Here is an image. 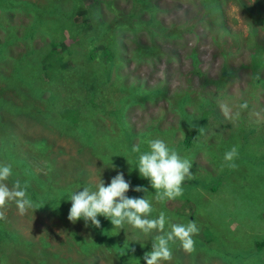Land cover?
I'll return each instance as SVG.
<instances>
[{
    "label": "rangeland",
    "instance_id": "rangeland-1",
    "mask_svg": "<svg viewBox=\"0 0 264 264\" xmlns=\"http://www.w3.org/2000/svg\"><path fill=\"white\" fill-rule=\"evenodd\" d=\"M19 1L44 5L47 0H4L0 7L4 10L0 11V47L7 43L12 30L18 39L21 38L6 45L5 49L0 48V55L5 57L3 61L0 56V155L7 151L11 154L10 157L2 156L0 164H11L13 170V176L7 183L11 186L17 178L21 183L24 182L23 179L39 178L40 184L30 179V190L44 195L48 192L45 176L49 163L46 160L53 158L55 165L47 177H73L75 171L83 166L89 172L86 178L88 186L94 187L100 172L101 179L108 185L116 173H122L114 164L120 165L123 162L122 156L113 155L117 148L109 149L106 154L102 150L108 146L105 145L107 142L112 141V136H97L95 139L94 129L90 128L94 156L84 146L87 152L79 156L80 163L77 160L74 162L67 160L70 155H75L79 147L77 141L70 136L73 132L61 134L56 127L58 123H55L59 113H62L59 110L64 108L56 104L57 95H65L69 83L64 84L62 78L67 77L73 82L75 74L86 72L89 62H83L82 57L87 56L86 52L100 42L94 37L100 20L88 14L83 18L74 16L75 23L70 22L69 25L65 22V27L58 30L59 25L52 22L56 20L53 15V19L46 18V21L41 17V12H38L36 19L41 23L35 24L34 30L39 33H35L30 40H22L31 17L23 12L22 5H17L16 2ZM135 2L136 0H96L92 7L101 14L102 19L106 18L109 33L115 30L111 17L115 15L124 23L126 19L133 17L130 23H136V28L139 29L135 37H131L129 33L126 36L121 34L122 30L113 33V36L118 37L117 40H124L128 49L127 60L134 42L148 47L155 46L160 52L136 63L122 62L121 74L126 85L139 83L147 90L159 87L164 92L155 101L145 100L131 105L128 112L123 113L126 116L123 123L130 127L122 131L131 130L135 134L145 131L149 133V138L155 135L158 136L156 139L165 142L171 139L170 136H174L175 140H182L181 133L168 129V136H165L166 133L162 135L158 131L168 127L183 128L181 112L193 114L194 109H199V106L194 100L178 111L172 95L179 90H192L197 99L207 98L215 104L214 119L207 121L211 124H203V130L205 127L207 129L187 151L191 153V149H195L192 158V165L196 166L194 174L200 176L206 186L212 185L210 187L213 188L211 191L198 188L193 192V196L197 194L194 220L199 226L208 228V232L220 233L225 242L213 243L211 248L215 250L216 245H222L221 250L225 253V258L228 257V262L222 263L224 259L214 258L220 256L216 254V250V253L194 251V255L210 256L212 260L208 263L203 262L202 258L193 261L186 257L188 252L180 248L182 264H235L229 260L233 255H241V264H264V244L261 245L264 242V140L261 142L254 135H249L244 143L245 157L237 156L233 161L236 167H229L224 161L225 153L233 146H238V155L241 153L240 144L243 141L236 134L237 127L242 129L241 121L252 124L258 134L264 133V64L259 75L262 82L253 91L249 84L251 71L246 65L254 51L253 46L260 45L256 47L264 48V0H142L138 5ZM65 5L66 1H62L61 6ZM87 6L84 3L79 8ZM135 14L138 15L137 19ZM82 19L86 21H81ZM153 20H157L161 27L172 30L177 28L179 38L173 40L166 37L167 31L161 30L159 25L143 27L147 23H153ZM91 25L93 29L89 30ZM41 33H51L49 36L53 39L42 36ZM51 43H54L59 56L63 57L62 63L66 60L73 63L71 68L62 65L61 70L56 68L45 76L43 66L49 62L46 52L49 45L52 46ZM62 43L64 48H61ZM95 53L96 58H99L101 52ZM91 54L93 55V50ZM262 55L264 60V52ZM223 65L234 70V74L225 82L223 96L219 98L214 95L212 81ZM11 71L18 76L17 79L10 76ZM60 83L63 85L60 86ZM49 93L53 94L54 102L49 100ZM118 93L116 90L114 95ZM114 95L108 97L116 100ZM241 100L247 102V109H239ZM80 102L79 99H64V104L71 108L79 107ZM224 103L231 106L234 112L240 111L239 119L225 118L220 108ZM46 117L53 121L47 123ZM194 118L192 116L191 120ZM105 120L107 123L114 121L113 117ZM82 128H86L84 123ZM118 130L121 127L117 132ZM87 159H90L89 164L85 162ZM100 161L107 162V166H100ZM212 170L214 174L211 173L212 177L209 178L208 171ZM218 171L225 178H216ZM66 184L64 181L61 188L55 187L58 188L57 193L67 189ZM192 185V181H185L183 190H192ZM36 203L39 204L37 198ZM34 205L39 208L35 203ZM155 207H160L156 200ZM161 211L163 210L160 209ZM6 216V220L0 221V264H116L113 255L99 249L103 246L102 243L97 248L85 249L94 242V231L101 229L102 224L106 225L107 219L103 216L97 217L100 228L93 227L90 222L86 226L83 220L72 223L68 220V215H63L62 219L61 214L53 218L41 209L34 212L29 210L27 214L20 215L14 204L8 206ZM170 222L173 223L172 219ZM145 239L147 237L144 235L133 237L132 234H127L129 242ZM128 260V264H132L133 258H128L127 262ZM141 264H145V261Z\"/></svg>",
    "mask_w": 264,
    "mask_h": 264
},
{
    "label": "trees",
    "instance_id": "trees-1",
    "mask_svg": "<svg viewBox=\"0 0 264 264\" xmlns=\"http://www.w3.org/2000/svg\"><path fill=\"white\" fill-rule=\"evenodd\" d=\"M3 1L4 0H0V7H2ZM62 1H66V5L64 7L61 6ZM141 1L142 0H136L135 3L138 5V3H141ZM16 3L18 6L22 5L23 12H25L26 14H30L31 17V21L29 22L28 26L29 28H27V33L22 36V40L27 38L30 40L31 37L34 38L35 33H39L34 30L35 24L41 23L40 20L36 19L38 12H41V17L46 21H48V19H53V15L57 21L53 20L52 22L59 25L58 30L65 27V22H68L69 25L70 22L72 24L75 23V21L73 20L74 16H81V18H83L85 14H88L94 16L97 20H100L99 25L97 26V31L94 33L95 39L97 41L100 40V42L95 44L93 48L86 52L87 56L82 57L83 62H89V66L86 72H78L77 74H75V81L73 82L69 78L63 77L62 82L64 84L68 83L69 81L68 88L66 90L67 93L65 95H57L56 104H60L64 108H61L59 110V112H61L62 110V113H59V117H57L55 121V123H58L56 127L58 128L61 134H70L73 132L70 136L71 138H73L74 141H77L79 146L78 150L76 149L75 155H70L68 157L69 159L67 160H72L74 162L75 160H77L80 163L79 156L82 153L87 152V150L91 156H94V147L90 138V128L94 129L93 134L95 135V139L97 136H112V141L110 143L107 142V144L105 145L108 146L106 148H102V150L106 154L109 149L117 148V150L114 151L113 155H118L119 157L122 156V164L114 165L122 170L125 180L130 182L131 188L126 195L130 198H143L146 196L151 201L153 206V212L151 214V217L149 218H156L161 209L163 210V212H165L169 220L172 219L173 223L186 224L189 221H195L197 223V221L194 220L193 217V215L196 213L195 210L197 206L194 202L197 199V194L193 196V192L195 191V189L199 190L198 188H206L211 191L213 190V188L210 187L212 185L206 186L207 184L203 182V180H200V176L194 174L196 166L192 165L191 172L195 176L192 180H190L193 182L192 190H183V195L181 197L166 204L160 203V207L156 208L154 199L155 190L151 187L150 182L148 180L140 177L138 169L136 168L139 153H133L132 147L133 145L139 144L141 152L148 151V144L146 145L145 142L153 138L156 139V137L158 136L153 135L152 138H149V133H146L145 131L139 134H135L131 132V130L122 131V129H128L130 127H128V124L123 123L126 121V116L123 115V113H127L131 105H137L145 100L155 101V99L159 98V96L164 94L163 90L159 87L147 90L142 84L138 83L126 85L123 81V76L121 74L123 61H133L134 63H136L142 58H151L152 56L160 54V52L155 46L148 47L141 45L138 42H134L135 45L129 52L128 60L126 59V53L128 49L125 46L124 40H117L118 37L113 36V33L116 30H122L121 34L126 36V34L129 33L131 37H135V34L136 32H138L139 29L136 28V23H130V19L133 17H129L124 23L122 22V20L118 19L119 17L117 18L114 15L113 17H111V22L115 24V30L109 33L108 25L105 22L107 21L106 18L102 19L101 14L97 12L95 8L92 9L94 4L96 3V0H47L46 4L44 5H36L38 3H26L23 1H19ZM84 3L88 4L87 8H79ZM8 9L10 8H6V10ZM0 11L4 12L3 8L0 9ZM135 18H138L137 14H135ZM81 21L86 20L82 19ZM157 22V20H153V23H147L143 25V27H157L159 25ZM159 28L161 30L167 31L166 37H169L173 40L179 38L177 28L172 30L161 27L160 25ZM92 29L93 27L91 25L89 27V30ZM47 34L41 33L42 36L44 35L50 39H53L51 36H49L51 35V33ZM9 35V40L7 41V43L1 44V49H5L6 45L13 43L15 40L18 41L21 39H18L15 36L14 30H12ZM58 42L61 44L60 41ZM51 44L52 46L49 45V50L46 52L48 57L47 61L49 62L47 63V65L43 66L45 76L51 74L53 71L56 70V68H58V70H61L62 65H64L66 68H71V64L73 63L72 61L68 60L64 62L65 64L62 63L63 57L59 56L58 51H56L54 47V43ZM256 46H253L254 51L249 56L248 63L246 64L249 66V69L251 71L249 84L252 86V91L262 82L259 78V75L264 64V60L262 58L264 48H259ZM64 47L65 45L62 43L61 48ZM92 50L93 55L91 54ZM95 51L101 52L99 58H96ZM30 53H32V51H30ZM3 59H5V57L1 56V60ZM75 61L76 59L74 58V62ZM42 63L45 64V62ZM221 68L222 69H220V73L218 74V76L215 78V80L212 81L214 83V95L218 96L219 98L223 96L222 88L224 87L225 82L228 81V79L231 78V76L234 74V70L229 69L225 65H223ZM240 68L242 67L240 66ZM10 76L12 78H18V76L14 74L13 71H11ZM62 85L63 84L60 83V86ZM116 90H118L119 93L117 95H114ZM193 93L194 92L192 90H179L172 95V97H174L175 106L177 107L178 111L183 110L184 105L189 102H193L194 100H196L198 103L199 109H194L195 113L192 114L191 112L188 113L185 111L181 112L180 115L183 119V128H181L180 126H178L177 128L171 127L172 129L168 127L165 130L158 131L159 133L161 132L162 135L166 133L165 136H168L169 130L171 132L181 133L182 140H178V138L175 140L173 138L174 136H170L171 139H169L166 143L169 145L170 148L175 149L182 157L188 158L191 162H193L192 158L193 154L195 153V149H191V153H188L189 151H187V149L188 147L193 146V142L199 136L203 135V132L207 129V127H205L203 130V124L205 122L209 123L207 121L210 119H214L213 116L215 114V104H213V101L211 102V100L207 98L197 99L193 96ZM112 95L115 96L116 100H112V98H110ZM65 97L70 98L74 101H77L79 99L81 101L79 107H73V109L71 108V106L65 105ZM109 99H111L110 102ZM49 100L53 102L55 100L53 94L51 93H49ZM240 102L244 103L245 101L241 100ZM192 116L195 117L193 121L191 120ZM111 117H113L114 121H109V123H107L105 118L110 119ZM46 118L48 120L47 123H51L53 121V119H50L48 117ZM82 123L85 124V129L82 128ZM240 124L242 126V129L237 127L236 134L243 141V144H240L242 146V150L240 151L241 153L238 155L239 157L243 158L245 157L244 151L246 147L244 143L247 142L248 136L254 135L259 141L262 142L264 140V133L258 134L254 126L248 123L247 121H241ZM187 125L188 127L186 129ZM113 126H116V128H114ZM119 127H121V130H118L117 132V129ZM108 132L109 134H107ZM154 134L158 135V133ZM95 141L96 140H94V142ZM84 146L87 150L84 149ZM56 154L59 153L57 152ZM2 156L10 157L11 154L9 153V151H7L4 154H1L0 158ZM99 157L104 158L101 155H99ZM52 159L46 160V163H49V167H47V174L45 176V185L47 187L48 192H46L44 195H38L35 191L32 192V189L30 190V188H32V186L30 185V179L40 184L39 178H36V180L33 178L23 179V181H26L29 185L27 189L29 197L31 198V200H33L36 205L39 206L41 210L47 211L50 216H53V218L61 214L62 217L60 219H62L63 215H68L69 209L71 208V201L68 199L70 195L74 191H82V187L88 186L87 184L89 183H86V178L89 175V172H87L83 168V166H80V169L75 171V175L73 177H47L52 172V166L55 165V162ZM89 160L87 159L85 162L89 164ZM7 162L8 161L6 160V163ZM99 163L100 166H107V162L100 161ZM109 169H111L112 171L114 170L112 167H110ZM208 172V177L211 178V173L214 174V171L212 170L211 172ZM216 178H225V176L220 171H218ZM64 181L67 182V189H64L61 193H57L56 190L58 188H61L60 186L63 184ZM103 181L104 184L107 185L105 180ZM138 186L147 189V192H136L132 190ZM55 187L58 188L55 189ZM36 198L39 204L36 203ZM105 222L106 225L102 224L101 229H99L98 231H94L96 233L93 236L94 242L88 246L89 248H83L91 250L97 248L99 244L102 243L103 246L99 249L101 251H106L110 255H113L116 264H128L130 263L129 260L127 262L128 258H133L132 264H141V262L144 261V254L146 252L151 251L152 237L146 236L147 239L145 240H133L129 242L127 241L128 233L132 234L133 237H140L142 236V234L138 230L132 229L131 227L127 228V225H125L123 230H117L113 228L109 220H106ZM198 227L200 231L199 234L194 237V251L199 253L217 252L216 254H220V256L214 258L219 260L224 259L222 260V263L228 262V257L226 256L227 258H225V253H223V251L221 250L223 249L222 245L218 244L215 246L216 252L215 250H213L214 248H211L213 243L225 242L221 237L220 233H210L208 232V228L205 229L202 225L199 226V224ZM167 230L168 226L166 225L165 231ZM263 244L264 242L261 243V245ZM170 247L174 254L173 259L169 264H182V256L180 254L181 247L179 242L170 244ZM193 252L188 253L186 257L191 258L193 261L198 258H202L203 262L205 263H208L212 260V257L210 256L201 257L194 255ZM233 258H237L238 260H235ZM233 258H229V260L234 262L235 264H241V255H233Z\"/></svg>",
    "mask_w": 264,
    "mask_h": 264
},
{
    "label": "clouds",
    "instance_id": "clouds-1",
    "mask_svg": "<svg viewBox=\"0 0 264 264\" xmlns=\"http://www.w3.org/2000/svg\"><path fill=\"white\" fill-rule=\"evenodd\" d=\"M240 110L247 109L245 101L240 104ZM221 112L227 119L237 120L240 111H233L232 107L224 103L220 105ZM148 151L141 152L140 145L132 147L133 153H139L136 168L141 178L150 182L155 190L154 199L158 203H167L183 195V184L192 180V162L182 157L175 149L162 139L147 141ZM238 156V146H233L224 155V161L229 167L235 168L234 159ZM223 170V166L221 167ZM13 176L11 164H0V221L6 220V211L10 204H14L20 215L37 209L28 195V183L23 184L17 178L11 186L7 181ZM130 182L125 180L123 173H118L105 186L101 179V172L96 178L94 187L84 186L82 191H74L68 198L71 208L68 220L75 223L83 220L85 225L90 222L95 228H100L98 216L109 220L114 229L123 230L125 225L138 230L142 235L152 237L151 251L143 256L145 264H166L173 259L170 244L179 242L180 247L188 253L195 250L194 237L199 234V227L195 221L186 224L171 223L165 212L161 211L156 218H149L153 212L151 201L143 198H130L126 194L130 190ZM133 191L147 192L138 186ZM34 219V217H33ZM166 225L168 230L165 231ZM134 251V249H133Z\"/></svg>",
    "mask_w": 264,
    "mask_h": 264
}]
</instances>
